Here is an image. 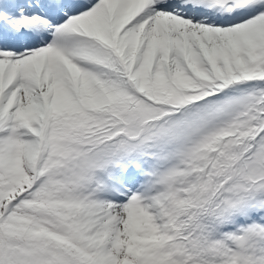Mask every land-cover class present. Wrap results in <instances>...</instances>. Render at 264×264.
I'll use <instances>...</instances> for the list:
<instances>
[{
    "label": "snow or ice",
    "instance_id": "1",
    "mask_svg": "<svg viewBox=\"0 0 264 264\" xmlns=\"http://www.w3.org/2000/svg\"><path fill=\"white\" fill-rule=\"evenodd\" d=\"M0 264H264V0H0Z\"/></svg>",
    "mask_w": 264,
    "mask_h": 264
}]
</instances>
